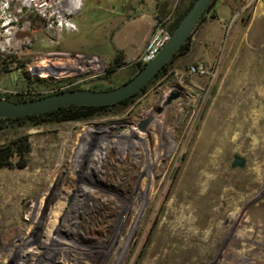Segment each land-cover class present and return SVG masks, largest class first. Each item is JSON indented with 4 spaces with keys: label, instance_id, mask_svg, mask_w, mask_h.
<instances>
[{
    "label": "rangeland",
    "instance_id": "1",
    "mask_svg": "<svg viewBox=\"0 0 264 264\" xmlns=\"http://www.w3.org/2000/svg\"><path fill=\"white\" fill-rule=\"evenodd\" d=\"M118 1L126 0H88L76 22L98 35ZM189 1L175 0L161 16L170 15L168 27ZM204 19L188 50L128 106L88 120L111 126L129 124L137 112L154 114L142 140L107 147L98 188L90 191L72 162L75 121L0 123V144L21 135L29 141L23 168L18 156L0 167V264H264V0H215ZM72 36L74 50L104 43L82 31ZM63 37L51 48H67ZM39 41L26 54L0 57V96L48 94L60 81L53 76L70 72L59 60L32 63L42 60ZM197 61L208 71L188 74ZM108 67L99 76L76 75L75 84L103 89L133 75ZM171 92L179 97L156 114ZM74 184L78 194L66 206ZM171 198L188 212L168 210ZM62 213L69 220L63 228L59 221L48 229V218ZM187 214L199 222L179 229Z\"/></svg>",
    "mask_w": 264,
    "mask_h": 264
},
{
    "label": "built area",
    "instance_id": "2",
    "mask_svg": "<svg viewBox=\"0 0 264 264\" xmlns=\"http://www.w3.org/2000/svg\"><path fill=\"white\" fill-rule=\"evenodd\" d=\"M85 2L86 0H0V57L8 59L12 55L26 54L32 46V41L40 39L39 42L46 50L41 48L38 52L41 54L42 60L32 63L54 60L63 62V66L70 72L61 79L67 83L69 82L68 86L77 82L74 79L76 75L99 76L105 73L108 64H105L95 54L73 53L51 48L58 45L65 34L77 30L76 17L82 12ZM169 18L170 15H165L156 21L144 50L139 55L132 57L130 64L142 66L155 57L169 39L171 33L168 27ZM74 68H78V72H75ZM207 71L208 66L202 61H197L187 68L188 74H205ZM149 113H152L151 109L142 113L137 112L129 124L122 125H102L95 121H88L90 119L74 122L77 127L74 131L75 139L72 143V147L75 149V160H72V162L78 163L82 167L78 176L87 181L90 191L100 186L98 180L101 173L105 171L107 147L135 142L132 130H135L137 136L142 140L147 132L152 130V123L144 132L137 128V124ZM87 127H93L92 131L90 132ZM94 155L102 156L101 160L98 161L97 158H93ZM75 184L72 185L73 189L71 188V191L67 192V197L69 193H72V195L73 193L78 194ZM69 202L70 200L67 201L66 198V206ZM66 206L63 210L67 209ZM69 216L72 215L69 213ZM52 217L48 218L49 222L46 225L48 229L51 224L55 226L60 221L62 225L66 220L69 221L68 219L61 221L65 217L64 213L56 221ZM70 224L72 223L70 222ZM40 233H38V236ZM72 233L73 231L69 234Z\"/></svg>",
    "mask_w": 264,
    "mask_h": 264
},
{
    "label": "water",
    "instance_id": "3",
    "mask_svg": "<svg viewBox=\"0 0 264 264\" xmlns=\"http://www.w3.org/2000/svg\"><path fill=\"white\" fill-rule=\"evenodd\" d=\"M213 1L214 0H193L188 10L172 29L169 39L155 57L140 66L130 78L121 84L103 89H62L23 100H11L0 96V118H13L38 114L68 105H112L134 95L154 79L164 65L175 57L183 44L190 38L196 25L208 11V7ZM178 97L179 92L169 93L163 100L162 105L156 107L154 112L160 114L163 111V106H167ZM153 119L154 114L149 113L137 124V128L140 131H146ZM238 161L239 159H237L234 164H237ZM71 195L72 193L68 194L67 201L70 200Z\"/></svg>",
    "mask_w": 264,
    "mask_h": 264
},
{
    "label": "crops",
    "instance_id": "4",
    "mask_svg": "<svg viewBox=\"0 0 264 264\" xmlns=\"http://www.w3.org/2000/svg\"><path fill=\"white\" fill-rule=\"evenodd\" d=\"M88 0H86L85 5ZM175 0H126L118 1L112 7L109 16H106L101 22L103 25L99 29L98 35H92L88 28L82 27L83 24L79 20L76 22L77 30L66 34L63 38L69 40L67 48H62L65 51L75 53H90L101 57L107 64H111L118 52L122 53L123 65L116 70L122 68L133 69L137 67L135 64H130L132 57L139 55L147 45L152 34L156 21L164 15L168 10H172ZM84 5V6H85ZM213 6L211 7V9ZM211 9L205 13L206 18L209 17ZM80 13L78 17L81 15ZM85 13H83L84 15ZM202 18V20L204 19ZM77 18V17H76ZM205 20V19H204ZM85 28V29H83ZM84 33L86 36H98L102 39L103 45L101 49L85 50L81 47H75L73 36L77 33ZM68 36V37H67ZM203 39V38H202ZM191 43L195 40L192 36ZM62 41V40H61ZM204 41H198L199 44L205 46ZM101 50V51H100ZM202 53L196 54V58Z\"/></svg>",
    "mask_w": 264,
    "mask_h": 264
},
{
    "label": "trees",
    "instance_id": "5",
    "mask_svg": "<svg viewBox=\"0 0 264 264\" xmlns=\"http://www.w3.org/2000/svg\"><path fill=\"white\" fill-rule=\"evenodd\" d=\"M193 0H190L187 5H185L183 8H176L173 18L169 24V29L172 31L174 26L178 23V21L181 19V17L185 14V12L188 10L190 5L192 4ZM215 0L209 5L208 11L213 6ZM207 11V12H208ZM205 16V14L202 16V18ZM200 19V21L202 20ZM199 21V22H200ZM198 22V24H199ZM197 24V25H198ZM196 25V26H197ZM191 37V36H190ZM190 39V38H189ZM189 39L183 44L181 49L178 51V53L175 55V57L178 54H181L188 50L189 48ZM174 57V58H175ZM173 58V59H174ZM172 59V60H173ZM164 65V67L158 72V74L152 79L148 84L152 83L160 74H162L165 70H167V67L170 65L171 61ZM123 65L122 61V53L118 52L114 58L113 63L110 64V66L107 69L108 73H111L115 68L120 67ZM140 66L134 67L132 69V73L134 74ZM68 74L64 75H57L53 76L55 78H58L57 82H53L51 84V90L50 93L59 91L62 89H69V88H82L79 84H73V85H67L68 83L61 79V77H65ZM45 80H41L38 83H42ZM147 84V85H148ZM147 85L141 89L139 92L135 93L134 95L123 99L122 101L112 104V105H101V106H89V105H68V106H62L54 110L46 111L43 113L38 114H32L27 116H21V117H13V118H0V123H9V124H15L17 126H25V125H41L44 123H52V122H66V121H78V120H86L93 118L95 116H98L100 114L106 113L109 111L110 108L115 106H128L130 102L140 93H142ZM109 88V87H108ZM49 94V93H48ZM43 94H31L26 92H21L18 95L10 96L7 95L5 98L11 99V100H23L28 98H34L37 96H40ZM29 150V141L27 135H21L18 136L12 140H10L8 143L0 144V167L2 166H11L13 165V162L11 158L13 156H18L19 160L18 163H16V166L19 168H23L26 165V162L24 160V156Z\"/></svg>",
    "mask_w": 264,
    "mask_h": 264
},
{
    "label": "bare ground",
    "instance_id": "6",
    "mask_svg": "<svg viewBox=\"0 0 264 264\" xmlns=\"http://www.w3.org/2000/svg\"><path fill=\"white\" fill-rule=\"evenodd\" d=\"M78 69V68H77ZM49 71V70H48ZM64 71H65V73H62L63 75L64 74H67L68 72H66V70L64 69ZM113 124V123H112ZM96 128V127H95ZM98 128V127H97ZM132 133H133V135L137 138V139H140L141 140V138L139 137V136H137V134H136V131L135 130H132ZM133 136V137H134ZM146 137V136H145ZM136 143V142H135ZM101 157L102 156H99V158L97 159L98 161H100L101 160ZM97 158V157H96ZM105 170V169H104ZM198 194V193H197ZM195 197L196 198H199V197H201V196H197V195H195ZM170 202H171V205L169 206V208H168V210H170V209H172L173 210V206H175V205H178L177 204V200L175 199V198H171V200H170ZM168 204H169V202H168ZM193 204V203H192ZM199 204H200V202H199ZM201 205V204H200ZM179 207H181L180 208V210H183V211H187V208H186V206L184 205V204H179L178 205ZM189 206V205H188ZM192 206V205H191ZM176 207V206H175ZM189 210V209H188ZM192 210V209H191ZM203 210V209H202ZM174 211V210H173ZM170 212V211H169ZM188 212V211H187ZM183 213V212H182ZM190 213V212H189ZM194 215V214H193ZM199 220V218H192V216L190 217L188 214L187 215H183V219H182V221L180 220L179 221V225H180V228L179 229H183V228H187V225L189 224V223H191V224H193V223H196L197 221ZM199 222V221H198ZM175 226V225H174ZM178 226V225H177ZM173 227V226H172ZM191 227H194V226H191ZM190 227V228H191ZM193 229V228H192ZM169 230H170V228H169ZM171 230H172V228H171ZM177 230V229H176ZM187 230H189L188 228H187ZM186 230V231H187ZM168 231V230H167ZM195 231V230H194ZM194 231H192V232H194ZM238 231V230H237ZM179 232V231H178ZM177 232V233H178ZM189 233V232H188ZM196 234H197V232H196ZM180 235V234H179ZM178 236V235H177ZM203 238V237H202ZM198 239V238H197ZM155 245V244H154ZM86 246V245H85ZM126 250V247L124 248V250L123 251H125ZM181 250V249H180ZM162 253V252H161ZM125 254V253H124ZM145 257V256H144ZM128 259H129V256H128ZM128 259H127V261H128ZM145 260V259H144ZM144 262V261H143ZM252 263V262H251ZM250 263V264H251ZM145 264V263H144ZM253 264V263H252Z\"/></svg>",
    "mask_w": 264,
    "mask_h": 264
}]
</instances>
